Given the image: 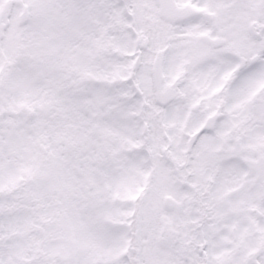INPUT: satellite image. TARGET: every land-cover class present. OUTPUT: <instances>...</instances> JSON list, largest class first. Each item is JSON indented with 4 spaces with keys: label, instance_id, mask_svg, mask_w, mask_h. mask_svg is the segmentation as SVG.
<instances>
[{
    "label": "snow or ice",
    "instance_id": "snow-or-ice-1",
    "mask_svg": "<svg viewBox=\"0 0 264 264\" xmlns=\"http://www.w3.org/2000/svg\"><path fill=\"white\" fill-rule=\"evenodd\" d=\"M0 264H264V0H0Z\"/></svg>",
    "mask_w": 264,
    "mask_h": 264
}]
</instances>
